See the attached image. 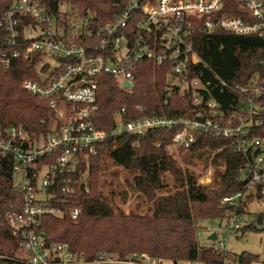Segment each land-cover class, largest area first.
<instances>
[{"label":"built area","instance_id":"2783aa9c","mask_svg":"<svg viewBox=\"0 0 264 264\" xmlns=\"http://www.w3.org/2000/svg\"><path fill=\"white\" fill-rule=\"evenodd\" d=\"M92 17L50 12L41 0H13L0 15L2 65L7 69L15 59L37 56L36 78L22 87L49 107L45 131L0 121V160L12 163L14 188L23 195L7 216L17 250L0 258L26 264H169L138 252L87 257L68 242H54L44 229L48 217L80 218L79 196L90 193L91 162L99 145L121 135L141 140L152 131L167 130L176 131L169 145L172 154L190 148L197 135H208L230 140L250 162L241 176L249 178L244 190L221 201L223 218L217 220V230L207 228L210 243L201 247L221 254V264H243L227 244L247 226L241 210L250 196L264 195V136L256 134H264V80L232 84L222 79L196 53L194 36L227 32L264 41V0H128L103 27H94ZM142 62L169 69L168 94L188 98L191 117L149 115L141 107V116L124 121L128 110L123 107L112 131L97 129L99 78L111 76L132 93ZM139 146V141L134 144Z\"/></svg>","mask_w":264,"mask_h":264},{"label":"trees","instance_id":"16d2710c","mask_svg":"<svg viewBox=\"0 0 264 264\" xmlns=\"http://www.w3.org/2000/svg\"><path fill=\"white\" fill-rule=\"evenodd\" d=\"M50 12L62 5L71 6L73 14L93 15L94 27H103L113 16L122 12L128 0H41ZM13 0H0V15L9 10ZM238 14V13H236ZM0 33V43L4 41ZM194 49L208 68L222 79L237 84L250 82L256 77L264 80V41L256 37L237 36L227 32L211 35L196 34ZM39 58L15 59L9 68L0 60V121L5 125H20L30 132L45 131L49 120L47 102L26 92L22 85L36 78ZM169 69L151 62H142L137 68L135 86L127 93L111 76H101L98 82V109L94 122L101 131L115 128L114 115L123 107L124 121L141 116L143 107L149 115L170 118L191 117L188 98L168 94ZM131 113V115H129ZM176 131L155 130L138 140L121 135L98 146V155L92 159L90 193L80 194L81 215L77 221L48 217L44 229L54 242H68L72 249L87 257L109 252L126 257L132 253H149L153 257L174 263L221 264V254L202 249L198 240L199 223L221 220L224 207L221 201L243 191L249 178H241L249 161L239 156L230 140L197 135L190 148L180 149L191 156H208L214 168L211 184H200L199 177L181 168L169 150ZM258 135L264 136L262 131ZM140 142L139 147L134 144ZM162 143L158 148L156 144ZM132 173L131 186L151 205L152 215L116 212L112 199L104 194L103 174L107 159ZM174 180L170 187L166 175ZM125 192H122L123 196ZM260 192L252 195L262 198ZM21 192L14 188L12 163L0 160V254L12 257L18 247L8 221L11 205H20ZM243 213V210H241ZM257 230L253 225L243 233ZM243 264L257 261L256 256L244 253ZM0 264H26L1 259Z\"/></svg>","mask_w":264,"mask_h":264},{"label":"rangeland","instance_id":"374dc122","mask_svg":"<svg viewBox=\"0 0 264 264\" xmlns=\"http://www.w3.org/2000/svg\"><path fill=\"white\" fill-rule=\"evenodd\" d=\"M60 10L69 15L73 14L71 6L62 5ZM174 156L181 168L189 170L199 177L200 184H211L214 168L211 167L210 161L209 163L207 162V155L203 157H199V155L191 156L187 153H181L180 150H174ZM106 161L107 167L102 178L103 190L104 194L112 199L115 211H120L127 215H152L151 205L131 186L134 175L115 166L110 157ZM165 180L170 187L174 185L171 175L167 174ZM122 192H125L124 196ZM242 219L246 225H253L257 230L232 235L227 244L228 251L234 258H238L244 253L256 256L258 260L252 264H264V196L262 198H254L251 201L248 206V212L242 215ZM218 225L219 221L217 220H205L199 223L198 240L200 247H205L210 243L209 233L211 231H208L207 228L212 227L217 230ZM169 264L192 263L169 262Z\"/></svg>","mask_w":264,"mask_h":264},{"label":"water","instance_id":"95a60500","mask_svg":"<svg viewBox=\"0 0 264 264\" xmlns=\"http://www.w3.org/2000/svg\"><path fill=\"white\" fill-rule=\"evenodd\" d=\"M123 86H124V87H130V84H129V83H125V84H123ZM254 155H255V153L253 154V157H254ZM210 239H211V240H215V239H216V236H215V235H212V236L210 237Z\"/></svg>","mask_w":264,"mask_h":264},{"label":"crops","instance_id":"0c3cea01","mask_svg":"<svg viewBox=\"0 0 264 264\" xmlns=\"http://www.w3.org/2000/svg\"><path fill=\"white\" fill-rule=\"evenodd\" d=\"M264 196V195H263ZM252 201V200H251ZM251 201H249L246 205H245V208L243 209V214L247 213L248 212V206L249 204L251 203ZM248 226V225H247ZM243 233V232H242Z\"/></svg>","mask_w":264,"mask_h":264},{"label":"bare ground","instance_id":"6f19581e","mask_svg":"<svg viewBox=\"0 0 264 264\" xmlns=\"http://www.w3.org/2000/svg\"><path fill=\"white\" fill-rule=\"evenodd\" d=\"M208 182V181H207Z\"/></svg>","mask_w":264,"mask_h":264}]
</instances>
